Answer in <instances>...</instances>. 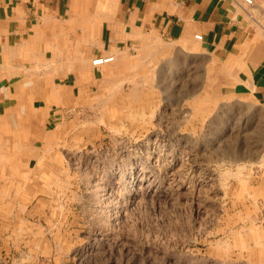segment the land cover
Returning <instances> with one entry per match:
<instances>
[{
	"label": "rangeland",
	"instance_id": "374dc122",
	"mask_svg": "<svg viewBox=\"0 0 264 264\" xmlns=\"http://www.w3.org/2000/svg\"><path fill=\"white\" fill-rule=\"evenodd\" d=\"M161 58L42 127L0 116V264H264V103Z\"/></svg>",
	"mask_w": 264,
	"mask_h": 264
},
{
	"label": "crops",
	"instance_id": "0c3cea01",
	"mask_svg": "<svg viewBox=\"0 0 264 264\" xmlns=\"http://www.w3.org/2000/svg\"><path fill=\"white\" fill-rule=\"evenodd\" d=\"M177 54L213 62L223 87L264 103V0H0V116L11 129L42 127L51 111ZM256 177L264 192V167Z\"/></svg>",
	"mask_w": 264,
	"mask_h": 264
},
{
	"label": "built area",
	"instance_id": "2783aa9c",
	"mask_svg": "<svg viewBox=\"0 0 264 264\" xmlns=\"http://www.w3.org/2000/svg\"><path fill=\"white\" fill-rule=\"evenodd\" d=\"M248 2H251V0H247ZM198 39H202L201 35H196ZM115 59L114 55H107V56H97L93 59L94 65H103L113 62Z\"/></svg>",
	"mask_w": 264,
	"mask_h": 264
},
{
	"label": "bare ground",
	"instance_id": "6f19581e",
	"mask_svg": "<svg viewBox=\"0 0 264 264\" xmlns=\"http://www.w3.org/2000/svg\"><path fill=\"white\" fill-rule=\"evenodd\" d=\"M92 63H93V60H92ZM35 71V70H34ZM24 72V71H23ZM51 74V73H50ZM31 75V74H30ZM239 172V171H238ZM234 174V173H233Z\"/></svg>",
	"mask_w": 264,
	"mask_h": 264
}]
</instances>
